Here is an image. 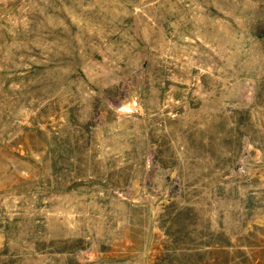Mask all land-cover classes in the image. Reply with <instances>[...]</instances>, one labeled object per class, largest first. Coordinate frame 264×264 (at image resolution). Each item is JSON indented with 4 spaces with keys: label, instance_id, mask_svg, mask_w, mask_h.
<instances>
[{
    "label": "rangeland",
    "instance_id": "rangeland-1",
    "mask_svg": "<svg viewBox=\"0 0 264 264\" xmlns=\"http://www.w3.org/2000/svg\"><path fill=\"white\" fill-rule=\"evenodd\" d=\"M0 264H264V0H0Z\"/></svg>",
    "mask_w": 264,
    "mask_h": 264
}]
</instances>
